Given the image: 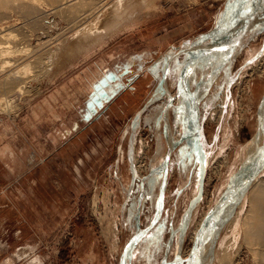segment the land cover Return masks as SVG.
Masks as SVG:
<instances>
[{
  "label": "rangeland",
  "instance_id": "rangeland-1",
  "mask_svg": "<svg viewBox=\"0 0 264 264\" xmlns=\"http://www.w3.org/2000/svg\"><path fill=\"white\" fill-rule=\"evenodd\" d=\"M98 1L106 7L115 0ZM146 1V8L142 6L145 11L138 9L136 17L140 19L135 26L96 43L88 53L79 50L65 61H55L50 72L33 81L32 93L25 97L23 108L15 116L0 113V264H118L124 243L137 228L147 226L154 215L162 179L160 168L167 150L163 109L168 95L172 96L169 122L177 142L185 138L182 103L195 106L192 94L200 80L197 76H204L207 70L205 79L211 85L199 101L200 116L195 122L199 137L173 147L162 217L137 242L127 264H162L178 256L187 257L195 239L193 232L198 231L226 187L220 191L222 182H228L240 162L247 161L255 149L264 147V141L256 142L260 137L257 110L264 90L255 99L249 98L250 93L245 95L249 82L262 76L255 87H264V15L232 51L195 59L189 66L185 64L188 55L174 56L193 43H210L230 2L238 8L234 6L235 11L220 28L227 29L226 37L242 30L249 19V9L244 5L255 0ZM48 3L41 0L39 10L45 15L38 17L40 23L35 18V28L30 17L24 15L25 8H15L17 1L11 5L14 9L8 12L9 29L20 39L17 43L30 42L32 47L38 38L44 40L47 34L53 36L72 25V14L68 20L61 11L58 15L50 10ZM259 7L256 3L252 9ZM118 14L113 12L112 19ZM48 20L56 25L49 30ZM96 21L98 18L93 23ZM74 26L59 35L62 42L53 40L39 54L49 48L57 49V53L63 45L69 46ZM14 39L12 36L11 41ZM58 44H62L59 50ZM130 57L135 61H126ZM167 62L171 65L165 78ZM91 70L102 74H96L98 83L91 84L94 91L72 102L65 90L73 93L71 83L75 81L84 88L81 81ZM137 76L139 80L133 82ZM123 92L124 102L111 107ZM53 95L57 97L54 116L28 126L31 108ZM130 97L134 102L128 101V106L125 101ZM216 111L220 114L213 120L211 114ZM53 135L57 136L55 142ZM7 145L12 148L10 153H4ZM143 151L145 172L138 169L136 161V154L142 156ZM255 178L264 181V168ZM240 203H230L232 214L219 225L216 242L228 231ZM245 210L244 205L242 212ZM239 240L229 248L227 263L252 264L248 248ZM214 250L217 252L218 247ZM212 264L219 263L214 260Z\"/></svg>",
  "mask_w": 264,
  "mask_h": 264
},
{
  "label": "bare ground",
  "instance_id": "bare-ground-1",
  "mask_svg": "<svg viewBox=\"0 0 264 264\" xmlns=\"http://www.w3.org/2000/svg\"><path fill=\"white\" fill-rule=\"evenodd\" d=\"M16 1H17V4H14V3H16ZM145 1L115 0L112 4H110V6L105 7L98 0H83V1H80V0H78V1L77 0H75V1H73V0H49L48 4L51 6L50 10L56 11L57 14L60 13V11H61L63 15L65 14L66 18L68 16V18H67L68 20L70 18V15L72 14L71 15L72 20L70 19V22L72 21L71 22L72 25H75V26H74V28H72L74 31L70 35V36H72L71 37L72 43L70 42L71 44L69 46L66 47L65 45H63L62 46L63 49H61L57 53H54L57 49L54 51V49L49 48L47 50L42 51L43 53L40 55L39 53L44 47L51 44V42L53 40L59 39V35L65 34L66 33L65 29L70 28L72 25L70 27L68 26L66 28L64 26V28H61L60 31H56V34H54L53 36L50 34H47L48 38H45L44 40H42L41 38H38V39L36 38L37 41H35V42H37V43L35 44V46L30 47L31 46L30 45L31 43L29 42L30 39L28 41L29 42L28 44L30 46L26 43L27 40H26V42H24L27 45L23 44L22 42H21L22 45H20V43L16 42V40L19 38L17 37V39H16V37H15L16 35H15V33H13L14 30L9 29L11 26V23H10L11 17L9 16L8 12H11L10 11V9L12 7L11 5L14 4L13 6H15V8L19 7L20 9L22 8V10H23V8H25L24 15L26 16V14H27V16L30 17L29 18L30 20L29 19L28 20L31 22V25H32V22L34 20L37 21L38 17L45 15V14H42V12L39 10V8H41L40 7L41 6V0H0V75L2 76L0 78V113L15 116L17 114V111L20 110L21 108H23L22 102L25 100V97L27 99V97L32 93L33 81H36V79L41 74L44 75L45 72H48L50 70L51 65H53L55 61H56L55 63H57V61L58 62L59 61L60 62L65 61L66 58L69 57L73 52H75V51L77 52L79 50H85V53H88L89 48L94 46L96 43H100V42L105 41L106 38L112 37L113 35H115V33H117L118 31H120L123 28H127L131 25L135 26L139 22L138 20L140 19V18L136 17L137 13L138 14L140 13L138 11V9H140V10L143 9L145 11V8L147 5V3H146L147 1L146 2ZM193 1H196V0H193ZM248 1L252 2L253 0H248ZM143 2H145L146 5H145V3L143 4ZM44 3H45V1H44ZM255 4H256V0H255V2L250 3V4L246 3V5H244V7L245 8L247 7V9H249L248 12L250 13L251 9L253 8V6ZM16 5H18V6H16ZM144 5H145V8L142 7ZM228 5L229 6H227L223 12V17H222L221 22L219 23V27H217L214 30V33L212 32V36L209 38L211 40L210 44L218 42V41L223 42L227 38L225 35L226 33H228L227 29H221L220 25H221V27L225 25V23L228 21V19L232 15V13H230V12H232V10L235 11L234 6L237 7L236 5H233L231 2ZM12 9H14V7ZM257 10L260 11L259 12L260 13L259 21H260V19L262 18V15H264V3H261V6ZM15 11H17V10H15ZM15 11H13V12H15ZM144 11H141V12H144ZM240 11H242V10H240ZM244 11H246V10L244 9L243 13H244ZM113 12L119 13L118 15L113 16L114 20L112 19V15H111ZM22 13H23V11H22ZM20 15H22V14L20 13ZM53 15H54V12H53ZM102 15H103V17L101 20ZM27 16H26V18H28ZM65 16L63 18H65ZM90 17H93V18L90 21H88L90 19ZM35 18H37V19H35ZM40 18H42V17H40ZM97 18L99 21L98 22L96 21L95 23H93L94 19H97ZM23 19H25V18H23ZM67 19H66V21H67ZM29 21L27 22L28 24L30 23ZM259 21H258V23H259ZM34 22H33V24H34ZM37 22L40 23V20L38 19ZM37 22H36V24H37ZM47 22H48L47 26H46L47 29L48 28L49 29L54 28L55 23L53 21L48 20ZM38 24H37V26H38ZM31 25H30V27H31ZM245 25H246V22L243 25V28L245 27ZM32 27L35 28L33 25H32ZM24 28H26V27H24ZM42 29L40 28V30H42ZM16 33L18 34V32H16ZM236 33L233 32L229 35H235ZM45 35H46V33H45ZM12 36H13V38H15L13 41H11ZM28 38H30V37H28ZM19 40H17V41L19 42ZM59 40L62 42L61 39H59ZM64 43H65V41H64ZM193 44H194L193 47H201L203 45L209 44V42L207 43V41H205V42L200 41V42H196ZM61 45L62 44L57 45V48L59 47L58 50L61 48ZM183 50H185V48H183ZM35 52H37V53H35ZM217 52H219V51L212 52L209 55H212V54L217 53ZM31 54H35V56L33 55L34 57L30 60L23 61L24 59L30 57ZM73 55H74V53H73ZM186 55H188V59H187L185 64H188L187 66H189L190 63L192 61H194L195 59L206 57L208 54L203 55V54H197V52H192V53H187ZM139 57H141V56H139ZM126 59H127L126 61H128L130 63L135 61L134 58H131V57L129 59L128 58H126ZM169 65H171V64L168 62V66ZM35 68L36 69L39 68L38 71L34 70ZM41 69H42L43 73L40 72ZM253 70L256 72H260L259 69H257V70L253 69ZM262 70L264 71V69H262ZM263 71H261V72L263 73ZM30 72H32V74H30ZM207 72H208V70H207ZM207 72H205V75ZM96 74H99L98 75L99 77H101V75H102L100 73V71H98V70L97 71L91 70L88 73H86L84 81H81V83L84 85V88L80 87L78 82L71 83V87H72L71 90L73 91V93L70 92L67 88L65 90L66 96L68 98L74 99L75 97L78 98L80 96H85V94L92 92L93 88H92L91 84L95 85V83L97 82ZM205 75L202 77L197 76V78H199L200 80L198 83H195L196 84V88H195L196 90H194L195 91L194 93L192 92L193 93L192 95L194 98V101L192 103L195 106L194 107H188V105L186 104L187 102L185 103V101L182 103V106H183L182 110L183 111L181 110L182 111L181 122H182L183 127H184L183 133L185 135L184 136L185 138H183L182 140H179L177 142H176V140H174V136L172 134V129H171L170 122H169V111H170V108H172V107L168 108L167 113L166 112L163 113V121H164V123L167 122L168 127L170 129L169 132L166 134V147H167L166 152L167 151L170 152V159H171L173 147L176 144H178V142L181 143L184 140L189 142L190 139H192V141H193V137L196 136L195 137L196 139H198V137H199L198 136L199 131H198L196 123H195L197 121V116L199 114V112H198L199 111L198 106L200 104L199 101L202 99L201 94L205 95L208 91V88L211 85V83H209V79H205V77H207ZM209 75H211V74H209ZM87 77H88V79H87ZM210 77L211 76H209L208 78H210ZM242 77H245V76H242ZM262 77L260 79L254 80L252 82L250 81L251 83L249 82L250 85L247 86V88H249V92L245 91V95H247V93H250V96H249L250 99H253V98L255 99V98L259 97L261 95V93L263 92L264 84H263V86H261V87H263V89H260V87H255L258 84L255 81H260V80L262 81ZM195 78H196V76H195ZM211 80L212 79L210 78V81ZM240 83L241 82H239V84ZM164 87L167 88L165 83H164ZM169 96H171V95H169ZM56 99H57V97L53 95V96H50L49 99L48 98L42 99L40 102H38L36 105H34L31 108L30 115L28 116L29 118H28L27 122H30L28 126H30V124H32L31 122H35V121L43 119V118L49 119V118H51V116H54V114H55L54 103H55ZM180 99H182V98H180ZM171 102H170V104H171ZM180 104H181V102H180ZM219 114L220 113H217V111L214 112L213 114H211V116H212L211 119L215 120L214 119L215 115H219ZM260 115L262 117V119H261L262 125L261 126H263V127L262 128H261V126L259 127L260 137H258V139H256L257 144H259V142L261 144L262 141H264V102L262 103ZM199 116H200V114H199ZM4 132H5V130L2 133H4ZM0 137L3 138L1 134H0ZM191 143H193V142H191ZM252 143L254 144L255 140ZM253 144L250 146L253 147L254 146ZM262 146H264V145L262 144ZM249 148H251V147H249ZM3 150H5L4 153H7V152L10 153L12 148H10L7 145V148L5 146V148ZM255 150L256 151H254L250 154V156H252V157L249 156L250 159H248L249 157L248 158L246 157L247 161L253 159L254 156H258L261 153H263L264 147L263 148H257ZM136 156H137L136 161L140 164V165H137V166H139L138 169L141 171L144 170V172H145L147 170V160H146L145 152L143 151L142 156L137 155V154H136ZM212 157H214V156H212ZM216 158H215V160H216ZM244 160H246V159H244ZM168 173H169V170L167 172V179H168ZM161 175H162V173H161ZM226 182H227V180L222 182L220 191L222 188H224L226 186V184H227ZM166 185H167V181H166ZM159 188H160V185H159ZM159 188H158V192H159ZM165 192H166V186H165L164 194H163V198H162L160 217L158 218V221L152 227V229L157 225V223L160 221V219L162 217L163 208H164ZM235 195H236L235 200H237L238 203L241 201V203L238 206L239 212L237 211L230 219V225H229L228 231L223 236L218 237L217 242H216L217 238L216 237L214 238V240H215L214 243L216 242L215 244H213L214 248H213L212 243H211L212 238L210 237L209 242H207L205 247L202 248V250L205 252L206 256H203V253L201 252V256H200L199 260H196L192 264H207V262H210L209 264H212V262L214 260L218 261L219 264H228L227 258H228V255L230 254L229 248H232L236 244L238 239H240L239 241H242V243H244L245 246L248 248L247 250L251 254L250 259H252V264H264V181H261V180L259 181V180H257V178H254L252 180V182L250 183L246 192H244L241 195L240 191H237L235 193ZM216 200H217V197H216L214 203L216 202ZM157 204H158V198H157V203H156L154 214L156 213V211L158 209ZM93 205L95 206V208L97 207L96 199H94ZM244 205L246 207V210L243 213L242 211H243ZM227 206L229 207V205H227ZM228 207L226 209L229 211L231 208L229 209ZM222 209H223L222 212H224V211H225V213L227 212L225 208H222ZM225 213L220 218L224 217ZM230 215L228 217H230ZM223 224H224V222H223ZM218 226H219V224H218ZM196 232H197V229L195 232H193V235H192L193 239H194V236H196V234H197ZM129 238H128V240H129ZM127 241L125 243H127ZM125 243L123 245L122 251L124 250V246L126 245ZM210 247H211V249H210ZM217 247H218V250L216 252V250H214V249ZM125 250L123 251V253L121 251V253L119 255V260L121 258L120 263L118 260L119 264H127L128 257H127V254H125ZM90 254H89V258L91 257ZM121 254L123 255V258L121 257ZM175 264H180V263L176 262Z\"/></svg>",
  "mask_w": 264,
  "mask_h": 264
},
{
  "label": "water",
  "instance_id": "water-1",
  "mask_svg": "<svg viewBox=\"0 0 264 264\" xmlns=\"http://www.w3.org/2000/svg\"><path fill=\"white\" fill-rule=\"evenodd\" d=\"M256 3H258V7L262 3V0H256ZM258 9V8H257ZM256 8L251 9V12L249 13V19L246 22L245 27L237 32L235 35H230L227 36V38L223 42H215V43H209L207 45H203L201 47H193L194 44L190 45L189 47L185 48V50L181 49L176 53L174 56L181 55V54H187V53H192V52H197V54H203V55H209L212 52L219 51V52H227L235 49L237 46H239L243 40L246 38V36L249 34V32L252 30V28L258 23L259 21V15L260 11H258ZM189 49V50H188ZM168 68V62L166 66V70L164 73V77L166 78V71ZM168 102L163 109V113L168 112V108H170L171 104L170 102L172 101V97L168 95ZM264 102V94L260 100L258 110H257V122H258V127L257 129L262 125L261 122V107L262 103ZM263 126H261L262 128ZM164 128H165V134L166 135L169 132V127L167 122L164 123ZM257 133V130L255 132V135ZM170 161V152L167 151L163 161L161 163V168L160 171L162 173V179L160 183V188H159V193H158V209L156 213L153 215L152 220L149 222V224L143 228H137L134 232V234L129 238L127 241L126 245L124 246L125 254H127V257L130 259L132 257V250L136 246L137 242L139 239L145 235L147 232H149L152 227L156 224L158 221V218L160 217V212H161V205H162V198L164 194V189L166 186V181H167V172H168V164ZM264 168V152L261 153L258 156H254L253 159L248 160V161H242L237 170L230 176V179L227 182L226 187L224 190L221 192L219 195L216 203L207 211L206 215L204 216L199 229L197 231V234L195 236L194 242L192 243L190 252L187 257L184 259H181L178 257L173 258V260L169 262H162V264H175L176 262L180 264H192L196 260H199L201 256V251L202 248L205 247L206 243L209 242L210 235H212V246L214 244V238L217 237L218 231L220 226L228 216L231 214L232 210L230 209L229 211L226 209L235 201V193L237 191H240V194L242 195L246 190L248 189L250 183L252 180L259 174V172ZM240 189V190H239ZM234 198V199H233ZM222 208L226 209L223 211ZM225 213V216L220 218L223 214ZM219 222V225L217 223ZM208 224H210V227H208ZM213 227V230L211 233L210 230ZM211 249V247H210ZM123 250V251H124ZM122 251V253H123ZM121 257L123 258V255L121 254ZM121 260V258H120ZM119 260V263H120ZM118 263V264H119Z\"/></svg>",
  "mask_w": 264,
  "mask_h": 264
},
{
  "label": "crops",
  "instance_id": "crops-1",
  "mask_svg": "<svg viewBox=\"0 0 264 264\" xmlns=\"http://www.w3.org/2000/svg\"><path fill=\"white\" fill-rule=\"evenodd\" d=\"M91 69H93V68H91ZM84 75V74H83ZM83 75H81L80 77H82ZM139 76H137V77H135L132 81L134 82L135 80H139ZM78 79V78H77ZM76 82V81H75ZM98 83V82H97ZM98 86V85H97ZM97 86L95 87V89L97 88ZM93 91H94V88H93ZM135 92H136V90L135 91H130V94H135ZM92 93V92H91ZM90 93V94H91ZM124 93H126V92H123L121 95H119V97H117V99L111 104V107H112V105L114 104V103H121V101H123L124 102V100H123V97H124ZM142 93V92H141ZM141 93H139V94H141ZM90 94H87V95H90ZM86 95V94H85ZM80 97H84V96H80ZM134 97H136V96H134ZM134 97H130V98H127L126 99V101H125V103H128V101H130V102H134V100H133V98ZM72 102L73 101H76V102H79V99L78 98H74V99H71V98H69ZM129 102V103H130ZM129 103L127 104L128 106H129ZM71 105H72V103H71ZM134 105V104H133ZM133 105H132V107H133ZM79 122H81V119L79 120ZM78 124V123H77ZM67 130V129H66ZM53 136H55V135H53ZM56 139H57V136H55L54 137V139H52V141H56Z\"/></svg>",
  "mask_w": 264,
  "mask_h": 264
}]
</instances>
